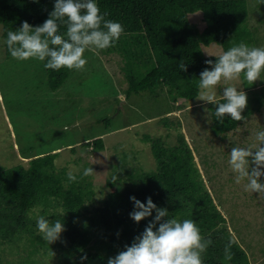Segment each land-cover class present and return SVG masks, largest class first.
<instances>
[{
	"label": "trees",
	"instance_id": "1",
	"mask_svg": "<svg viewBox=\"0 0 264 264\" xmlns=\"http://www.w3.org/2000/svg\"><path fill=\"white\" fill-rule=\"evenodd\" d=\"M55 0H0V22L6 40L7 31H15L22 22L31 26L42 25L54 9ZM100 14L105 19L119 22L124 29L113 47L104 53L118 51L125 58L124 73L128 81L127 98L133 93L149 90L158 93L166 88L177 98H194L198 93L200 73L216 62L218 55H205L202 45L217 42L226 51L235 44H250L258 39L256 29L249 24L248 0H96ZM201 10L206 26L200 29L189 20V13ZM58 34L66 38V26ZM6 45V44H5ZM8 56H11L7 50ZM184 62L187 71L178 65ZM72 70H49L51 87H61ZM245 116L258 111L264 103V84L257 91L246 93ZM221 97L217 99H221ZM223 102V101H221ZM216 134H225L237 127L240 121L225 116L217 121L215 107L209 104ZM243 120V119H242ZM177 141L167 144L162 136L145 134L156 160V168H136L130 173L123 188L118 187L121 175L113 174L108 180V190L98 199L90 175L73 172L78 182L70 183L66 168L59 169L57 152L31 157L28 164L19 162L0 167V244L26 238L36 250L43 244L36 227L37 217L32 216L37 206L46 209L62 207L52 213L50 222L62 221L60 264H107L131 245L153 217L136 223L130 218L134 210L130 197L146 203L151 197L159 208L167 209L168 218L193 220L201 235L212 244L202 255L203 264H251L242 244L227 228V219L207 187L194 151L183 132ZM94 149L105 147L102 136L92 141ZM113 177H117L113 183ZM124 178V176H123ZM45 212V210H44ZM232 240L231 260L225 259L224 247ZM54 246V245H53ZM52 246V247H53ZM86 256V260L81 257ZM31 264H36L32 262Z\"/></svg>",
	"mask_w": 264,
	"mask_h": 264
},
{
	"label": "rangeland",
	"instance_id": "2",
	"mask_svg": "<svg viewBox=\"0 0 264 264\" xmlns=\"http://www.w3.org/2000/svg\"><path fill=\"white\" fill-rule=\"evenodd\" d=\"M248 3L249 24L258 35L248 45L264 47V4L260 5L259 0ZM188 17L200 29L206 26L201 10ZM4 41L0 22V167L28 164L35 155L59 151V169L80 172L93 168L90 177L100 199L113 174L122 176L117 184L123 188L129 172L156 168L145 134L162 136L164 142L173 144L178 133L183 132L207 187L227 219L228 230L246 249L251 264H264V196L245 191V182L235 183L228 165L232 147L253 145L255 133L264 130V103L234 129L216 134L210 103L195 97L177 98L166 88L156 94L143 90L127 98L125 58L118 51L86 50L84 70H72L65 83L54 90L44 62H18L8 56ZM202 49L205 55L225 51L217 42L203 44ZM261 79L252 85L243 78L230 83L252 93L264 84V72ZM225 86L223 82L217 86V98ZM99 136L104 138L103 149H94L92 142L85 143ZM52 208L63 211L62 207ZM52 208L37 206L32 216L51 220L55 212ZM59 243L60 240L52 244L44 241L33 251L26 238L0 244V264H60L63 256L58 253L60 246L56 247Z\"/></svg>",
	"mask_w": 264,
	"mask_h": 264
},
{
	"label": "clouds",
	"instance_id": "3",
	"mask_svg": "<svg viewBox=\"0 0 264 264\" xmlns=\"http://www.w3.org/2000/svg\"><path fill=\"white\" fill-rule=\"evenodd\" d=\"M259 4H264V0H259ZM105 15L100 14L96 0H55L54 9L42 25L33 27L24 21L15 31H7L4 43L11 57L18 62L34 59L44 62V68L49 70L67 68L82 71L87 63L84 58L86 50L98 52L113 47L124 32L119 22L105 19ZM61 25L66 26V38L58 34ZM215 57V63L210 59L205 61L211 70L206 67L200 73L195 98L216 106L214 115L220 123L224 122L225 116L232 121H241L244 119L242 112L247 106V95L230 82L243 78L248 85H252L262 80L264 47L240 42ZM178 67L181 71H187L184 62ZM222 82L227 86L223 88L222 98L217 99L216 88ZM228 165L235 183L245 182V191L264 196V182L261 181L264 177V130L255 133L253 145L232 147ZM93 172L92 167L85 168L82 177ZM67 179L70 183L78 182L71 171L67 173ZM116 180L117 177H113V183ZM130 200L134 210L129 215L136 223L153 217V212L155 216L132 244L125 245L124 251L109 257L107 264H203L202 255L212 240L201 235L193 220L165 219L169 217L167 209L157 207L151 197L147 198L146 203L135 196ZM36 227L48 244L59 240L65 230L62 221L50 222L44 216L37 219ZM233 243L229 240L224 247L227 260L232 258ZM86 259V256L81 257L82 261Z\"/></svg>",
	"mask_w": 264,
	"mask_h": 264
}]
</instances>
